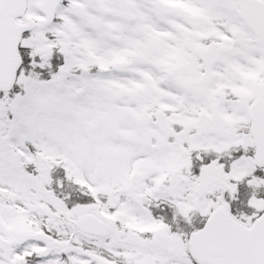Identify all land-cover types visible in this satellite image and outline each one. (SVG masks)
Returning a JSON list of instances; mask_svg holds the SVG:
<instances>
[{
    "label": "snow or ice",
    "instance_id": "obj_1",
    "mask_svg": "<svg viewBox=\"0 0 264 264\" xmlns=\"http://www.w3.org/2000/svg\"><path fill=\"white\" fill-rule=\"evenodd\" d=\"M0 264H264V0H0Z\"/></svg>",
    "mask_w": 264,
    "mask_h": 264
}]
</instances>
